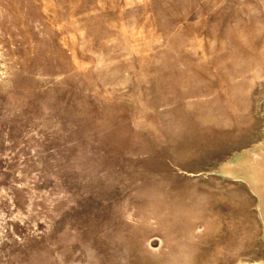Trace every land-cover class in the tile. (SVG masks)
<instances>
[{
  "label": "rangeland",
  "instance_id": "1",
  "mask_svg": "<svg viewBox=\"0 0 264 264\" xmlns=\"http://www.w3.org/2000/svg\"><path fill=\"white\" fill-rule=\"evenodd\" d=\"M259 144L264 0H0V264H264Z\"/></svg>",
  "mask_w": 264,
  "mask_h": 264
},
{
  "label": "bare ground",
  "instance_id": "2",
  "mask_svg": "<svg viewBox=\"0 0 264 264\" xmlns=\"http://www.w3.org/2000/svg\"><path fill=\"white\" fill-rule=\"evenodd\" d=\"M224 163L220 166L219 171L223 174L241 176L258 195L259 210L264 221V144H259L253 150L235 152ZM238 264L249 263L239 261Z\"/></svg>",
  "mask_w": 264,
  "mask_h": 264
}]
</instances>
